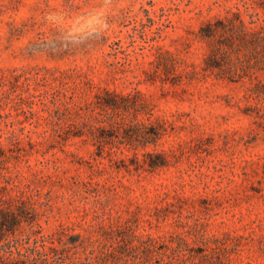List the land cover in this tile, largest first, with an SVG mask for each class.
Here are the masks:
<instances>
[{
	"label": "rangeland",
	"instance_id": "1",
	"mask_svg": "<svg viewBox=\"0 0 264 264\" xmlns=\"http://www.w3.org/2000/svg\"><path fill=\"white\" fill-rule=\"evenodd\" d=\"M102 5L0 0V191L6 185L32 190L47 234L61 224L87 233L102 218L129 219L155 237L202 225L227 241L233 261L264 264V98L250 93L252 77L204 69L218 42L199 31L232 10L256 26L264 22V0ZM97 13L111 25L103 38L69 46L76 39L69 33L90 34ZM104 87L135 97L137 118L162 125L159 138L136 146L118 122L135 120L132 110L88 106ZM61 99L71 112L56 110ZM84 119L85 131L93 124L106 130L104 147L90 134L73 133ZM66 128L75 131L66 134ZM149 152L164 154L165 165L151 168L144 160ZM99 254L95 242L67 248L60 260L103 264ZM148 263L166 264L157 255Z\"/></svg>",
	"mask_w": 264,
	"mask_h": 264
},
{
	"label": "trees",
	"instance_id": "2",
	"mask_svg": "<svg viewBox=\"0 0 264 264\" xmlns=\"http://www.w3.org/2000/svg\"><path fill=\"white\" fill-rule=\"evenodd\" d=\"M199 31L201 37L209 42H218L207 53L204 69L217 68L218 74L231 79L235 76L241 79L252 77L250 93L264 98V22L252 26L239 11L232 10L230 14L208 19ZM225 46L233 47L238 56L231 58ZM132 97L130 93L126 95L104 87L96 92L88 106L97 104L105 110H117L119 107L132 110L136 115L135 120L131 123L118 121L123 126L127 141L136 146L155 142L162 133V125H154L149 116L138 119L140 102ZM72 108L61 99L56 110L63 113L71 112ZM80 109H77L78 115L82 116ZM145 111L150 113V109ZM107 118L110 120L111 115L108 114ZM104 120L99 118V121ZM87 123L88 120H81L77 125L78 131L66 128L63 132L90 134L104 147L106 130L100 124H93L89 131H85ZM11 134L17 135L14 130H11ZM63 134L59 133L61 137ZM148 155L150 160H144L151 168L165 165L164 154L149 152ZM139 160L137 156L136 163ZM11 187L6 185V190L0 191V264H65L60 259L65 258L67 248L79 245L88 247L95 242L99 243V257L103 264H149V260L156 255L162 257L166 264H254L233 261V250L227 241L219 235L206 233L202 225L191 227L188 233L171 232L163 237H155L150 232L140 231L129 219L116 223L105 222L102 218L101 221H91L87 233L76 232L74 227L61 224L57 230L47 234L40 221L41 211L35 193L30 189L13 192ZM191 234L192 240L189 238Z\"/></svg>",
	"mask_w": 264,
	"mask_h": 264
},
{
	"label": "clouds",
	"instance_id": "3",
	"mask_svg": "<svg viewBox=\"0 0 264 264\" xmlns=\"http://www.w3.org/2000/svg\"><path fill=\"white\" fill-rule=\"evenodd\" d=\"M113 0H103L102 7L107 10L109 6L112 5ZM50 21L58 22L59 18L56 15H49L47 17ZM91 21L93 26L90 30V34L84 32H74L69 33V35H74L76 37L75 40H70L68 42L69 46L75 47H85L89 42H91L97 35L100 38H103L104 34L110 29L111 25L109 24L107 18L103 15V13L94 14L91 17ZM57 36L61 35L60 33L56 34ZM55 38V37H54Z\"/></svg>",
	"mask_w": 264,
	"mask_h": 264
}]
</instances>
